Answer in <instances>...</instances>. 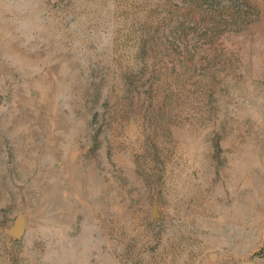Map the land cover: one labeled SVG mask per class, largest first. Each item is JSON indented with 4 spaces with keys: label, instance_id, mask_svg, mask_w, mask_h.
I'll return each instance as SVG.
<instances>
[{
    "label": "rangeland",
    "instance_id": "rangeland-1",
    "mask_svg": "<svg viewBox=\"0 0 264 264\" xmlns=\"http://www.w3.org/2000/svg\"><path fill=\"white\" fill-rule=\"evenodd\" d=\"M0 264H264V0H0Z\"/></svg>",
    "mask_w": 264,
    "mask_h": 264
},
{
    "label": "water",
    "instance_id": "water-1",
    "mask_svg": "<svg viewBox=\"0 0 264 264\" xmlns=\"http://www.w3.org/2000/svg\"><path fill=\"white\" fill-rule=\"evenodd\" d=\"M152 217H157L155 207L151 211ZM24 232V219L21 216H17L12 225L8 228L7 234L13 238H19Z\"/></svg>",
    "mask_w": 264,
    "mask_h": 264
}]
</instances>
